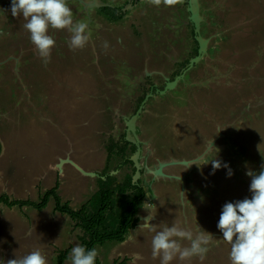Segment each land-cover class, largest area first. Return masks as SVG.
<instances>
[{
  "label": "rangeland",
  "instance_id": "obj_1",
  "mask_svg": "<svg viewBox=\"0 0 264 264\" xmlns=\"http://www.w3.org/2000/svg\"><path fill=\"white\" fill-rule=\"evenodd\" d=\"M89 1L67 0L74 22L88 25L86 46L73 51L69 47L70 32L50 29L56 43L50 62L45 64L23 27L22 15L13 17L11 0H0V64L3 65L0 66V111L9 104L12 94L8 97V90L23 96L24 79L19 76H39L46 80L54 74L56 82L47 98L43 94L46 86L36 85V98L41 105L33 111L41 112L43 108L42 111L65 112L61 108L65 96L71 99L66 102L70 107L75 106L76 96H85L94 109L85 106L84 109L101 112L100 122L94 125L91 122V144L95 148L106 147L112 138L121 147L125 146L121 141L124 136L136 145L132 149L126 145V152L119 150L110 156V170L121 162L124 154H129L133 161L113 172L118 181L131 174L150 196L153 188L163 197L143 200L139 213L147 212L151 218L138 223L145 221L143 224L150 223L160 230L175 222L194 233L208 232L214 240L204 263L230 264V245L217 228L222 207L226 202L251 198V177L246 172L259 173L264 168V0H184L168 8L149 5L147 0H97L122 9L124 16L116 21L102 13V6L88 10L84 3ZM198 38L205 41L201 54ZM105 42L109 45L107 49L103 47ZM2 59L11 61L2 64ZM182 63L187 64L183 67ZM13 66L19 71L12 69ZM77 68L84 75L78 85L72 79L75 72L79 73ZM13 77L20 80L13 82ZM4 79L8 82L4 89L9 87L2 92ZM145 93V99L139 103L138 98ZM25 99L21 112L30 111L21 115L25 126L28 119H33L35 126H39L37 129L44 127L43 133L49 126L56 129L52 117L44 118L41 113L35 116L31 112L33 101ZM76 110L75 107L70 112ZM11 116L15 121L16 116ZM1 120L0 114V123ZM6 123L2 126L7 130ZM23 133L22 129L15 141ZM1 134L0 129V138ZM100 156L103 158V154ZM215 158L229 165L233 171L230 178L224 167L213 173L211 162ZM191 159L194 161L183 165ZM179 160L183 163L177 164ZM158 161L171 163L161 168L163 175L155 173L161 165ZM91 162L89 177L93 182L88 180L87 184L92 189L94 183L97 186V175L104 169V162L100 164L98 160L97 164L93 158ZM133 167H136L134 172ZM166 174L171 178L163 179ZM183 185L186 190L180 194ZM52 205L49 202L46 208ZM29 209L21 210L24 217L37 213ZM190 216L194 222L188 220ZM65 220L69 231L72 220L68 216ZM148 233L152 248L155 233L151 230ZM137 235L141 236L138 232ZM113 246L118 247L108 241L94 247L101 264L113 263L112 258L117 257L110 254ZM144 264H159L158 259L152 258V249Z\"/></svg>",
  "mask_w": 264,
  "mask_h": 264
},
{
  "label": "crops",
  "instance_id": "obj_2",
  "mask_svg": "<svg viewBox=\"0 0 264 264\" xmlns=\"http://www.w3.org/2000/svg\"><path fill=\"white\" fill-rule=\"evenodd\" d=\"M87 9L89 10L90 8ZM19 59L20 57L18 60ZM2 61V64H7L11 59L8 61L2 59ZM0 66L2 67L3 65L0 64ZM14 68L19 71L17 66H13L12 69ZM77 69L79 70V68ZM81 71L82 70H79L77 75L75 72L74 75H72L73 78L71 77L75 79L76 85L83 82L84 75H82L83 72ZM20 74L23 76V73ZM36 77H29L28 75L23 77L19 76V78H23L24 81H27V84L24 81L22 82L24 87L22 90L23 96L15 94L16 99L12 101L11 98L15 95H13L11 90H8V97L12 94L11 98H9V104L2 107L0 111L2 112L0 113L2 118L0 129L1 132H3V134H1L2 138H0V195L5 194L10 199L37 202L42 194L58 185L57 194L61 198V202H67L73 209H77L80 208L98 188L95 186V183L92 189L89 188L87 184V181L91 180L89 177V169L92 166L91 159L93 158L96 160L97 164L98 160L100 164L104 162V168L108 164L106 161L107 151L105 146L104 148L100 147V149L95 148L94 145L91 144L90 137L91 122L93 125L98 124L100 122L101 112H87L88 110H85L84 106L88 107L89 110L94 109V107L91 106L90 101L83 95L76 96V98H74L75 106L71 105V107L68 104L66 105V102H69L71 99L65 96V103H63L65 106L61 105V108L64 107L65 112H60L58 108L59 112L42 111L41 109L43 108L40 109L41 112L33 111L36 109L39 110V106L41 105L38 98H36V96H38L35 89L36 85L41 84L46 86L43 94H49L53 82H56L54 74L46 80L40 77V79H37ZM18 80L13 77V82ZM85 82L86 81H84V83ZM7 83L5 79L1 81L2 92L8 89L9 85L4 89V85ZM48 94L44 95L45 98H47ZM24 98H26L25 100L28 102H30V100L33 101V104L31 103V112H34L35 116L41 113L44 118L52 117L53 121L56 122L54 125L56 129H52V126L47 125L49 129L46 133H43L44 127L41 126L38 130L37 127L39 126H35L33 119H28V123L25 126V119H23L21 115L23 114L22 116H24L30 111L21 112L25 106L23 103ZM75 107L77 108V112H70V110L75 109ZM10 115H12L11 117L16 116L15 119L17 121L10 119ZM91 117L96 118L91 120ZM5 121L7 122V126H9L7 130L3 129L2 126ZM39 122L38 125H41L42 123ZM23 124L25 128H22ZM22 129L25 133H23V136L21 135V137H19L17 142L15 140ZM91 149L93 150L92 152ZM97 149L98 151H96ZM94 153H98L99 156H95ZM101 154H103V158H101ZM193 161L194 159L187 160V163L183 165H188ZM157 163L161 164L162 162L158 161ZM164 163V165H166V163L168 165L171 164L168 162ZM182 163L183 161L181 160L177 161V164ZM111 170L109 168V172H115L113 168ZM161 172L163 173V169H161ZM165 178L170 179L171 177L166 174L163 179ZM178 180L182 181V178ZM183 186V190H181L180 194L184 193L186 190L185 185ZM151 189L153 195L150 196L146 191V197L151 200H160L162 195L159 194L157 190ZM30 197L31 199H29ZM35 199H37V201ZM195 200L196 199H194V201ZM49 202L54 204L52 198L49 199L48 203ZM48 203L46 206H48ZM46 206L44 207L45 209L43 208L44 210H37L31 206L7 207L0 203V264H7L8 260L27 255L37 248H39L47 258L48 264H55L57 260V251L61 249L64 250L65 248L63 246H70L73 248V246L77 244L80 245L78 240L80 232H77L78 228H75L73 221L70 222L68 231V227L64 225L66 222V215L55 212L53 205L52 208H46ZM29 208L36 210L37 213L32 212L30 215L26 214V217H24L21 210L24 209L25 212H28L30 211ZM45 210L47 212H45ZM139 211L140 210L137 212L139 220H150L151 217L147 212L139 213ZM188 220L194 222V217L190 216ZM143 223H137L136 227L129 231L130 234L128 233L124 241H112L118 246H113L114 248L110 251L112 257L117 256L116 258H112L113 261H120L126 258L127 261L125 264H144L146 257L150 256V250L152 248L149 246L150 236L148 232H150V228L146 227V224ZM137 232L141 234V236L137 235ZM183 243L187 245L186 241H183ZM205 259L208 258L205 256ZM205 259L204 261H206ZM194 260L196 261H191L193 264H197L196 262L199 261L198 258H194ZM204 261L203 264H205Z\"/></svg>",
  "mask_w": 264,
  "mask_h": 264
},
{
  "label": "clouds",
  "instance_id": "obj_3",
  "mask_svg": "<svg viewBox=\"0 0 264 264\" xmlns=\"http://www.w3.org/2000/svg\"><path fill=\"white\" fill-rule=\"evenodd\" d=\"M183 2L184 0H147L149 5H163L166 8ZM11 15H22L25 21L23 27L29 32L30 40L45 64L50 62L56 43L49 34L50 29L70 32L69 47L73 51L83 49L89 41L88 25L74 22L73 11L67 0H11ZM103 47L107 49L108 43L105 42ZM211 164L213 173L224 167L228 169L229 178L233 175L228 164H222L216 158ZM246 175L251 177V198L226 202L217 228L223 234V240L230 245V264H264V168L259 173L248 170ZM145 226L155 233L151 240L152 258L158 259L159 264H190L194 258H198L200 264H203L214 240L208 232L194 233L190 229L179 227L175 222L171 227L165 226L160 230H156L150 223ZM185 240L189 242L187 245L181 243ZM98 255L95 248L86 250L84 246L77 244L71 249L69 260L71 264H95ZM7 264H48V261L37 248L27 255L8 260Z\"/></svg>",
  "mask_w": 264,
  "mask_h": 264
},
{
  "label": "trees",
  "instance_id": "obj_4",
  "mask_svg": "<svg viewBox=\"0 0 264 264\" xmlns=\"http://www.w3.org/2000/svg\"><path fill=\"white\" fill-rule=\"evenodd\" d=\"M121 10V8L107 5L101 7L102 13L111 17L113 21L119 20L124 16V12ZM195 53L198 54V48ZM187 63H182L184 64L183 67ZM178 72L176 71V74ZM152 91H155V89L153 88ZM145 95L146 93L138 98L139 103L145 99ZM121 139L125 146L121 147L113 138L107 143L105 148L107 150L108 164L97 175V190L80 208L73 209L69 203L61 202V198L57 194L58 185L42 194L37 202L10 199L7 195L2 194L0 195V203L7 207L31 206L37 210H41L47 205L49 199L52 198L54 201V211L68 216L73 221L75 228L80 229L78 240L80 245L84 246L86 250H91L96 245H103L108 241H124L129 231L134 229L139 222L137 212L147 193L140 181L134 180L131 174H125L123 180L120 182L117 176L108 170L110 156L116 155L114 153L119 152V150L126 152L127 146L131 149L132 147H136L125 136ZM132 163L133 161L130 159L129 154H124L121 162L114 166L113 171H118L125 165H131ZM134 171H136V167H133ZM70 252V249L58 250L55 264H66V261H70ZM126 261L127 259L123 258L120 261L114 260L112 264H125ZM95 264H101L98 258Z\"/></svg>",
  "mask_w": 264,
  "mask_h": 264
},
{
  "label": "water",
  "instance_id": "obj_5",
  "mask_svg": "<svg viewBox=\"0 0 264 264\" xmlns=\"http://www.w3.org/2000/svg\"><path fill=\"white\" fill-rule=\"evenodd\" d=\"M84 4H85L84 6H86L87 8L106 6V4L98 3L97 0H91V1L86 2V3H84ZM192 20L195 22V26L197 27L196 16H195V13H194V12H192ZM195 31H196V30H195ZM198 40H199V43H200V46H199V53L201 54V51H202V49H203V47H204V44H205V41H202V40H200L199 38H198ZM197 58H198V57H197ZM197 58H196V59H197ZM191 64H192V63H191ZM191 64H190V65H191ZM171 84H172V82L170 83V86H171ZM163 166H164V164H161L157 170H160V172H161V168H162ZM161 175H163L162 172H161ZM147 196H148V195H147Z\"/></svg>",
  "mask_w": 264,
  "mask_h": 264
},
{
  "label": "bare ground",
  "instance_id": "obj_6",
  "mask_svg": "<svg viewBox=\"0 0 264 264\" xmlns=\"http://www.w3.org/2000/svg\"><path fill=\"white\" fill-rule=\"evenodd\" d=\"M159 171H160V170H157L155 173H156V174H161V172L159 173ZM155 173H154V174H155Z\"/></svg>",
  "mask_w": 264,
  "mask_h": 264
}]
</instances>
